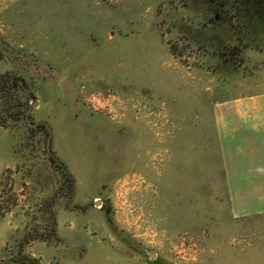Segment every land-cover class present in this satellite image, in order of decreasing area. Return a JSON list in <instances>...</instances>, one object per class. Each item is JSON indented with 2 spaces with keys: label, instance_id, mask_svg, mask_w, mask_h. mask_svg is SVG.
<instances>
[{
  "label": "rangeland",
  "instance_id": "1",
  "mask_svg": "<svg viewBox=\"0 0 264 264\" xmlns=\"http://www.w3.org/2000/svg\"><path fill=\"white\" fill-rule=\"evenodd\" d=\"M259 63L264 0H0V264H264L213 113Z\"/></svg>",
  "mask_w": 264,
  "mask_h": 264
},
{
  "label": "crops",
  "instance_id": "2",
  "mask_svg": "<svg viewBox=\"0 0 264 264\" xmlns=\"http://www.w3.org/2000/svg\"><path fill=\"white\" fill-rule=\"evenodd\" d=\"M259 64L264 71V63ZM225 98L213 105V113L227 194L243 190L240 196L251 195L257 206L254 212L239 214L236 208L243 201L233 199L231 213L234 218L264 214V93L237 100Z\"/></svg>",
  "mask_w": 264,
  "mask_h": 264
},
{
  "label": "trees",
  "instance_id": "3",
  "mask_svg": "<svg viewBox=\"0 0 264 264\" xmlns=\"http://www.w3.org/2000/svg\"><path fill=\"white\" fill-rule=\"evenodd\" d=\"M6 88H8V86L10 87V81H9V79L6 81ZM43 123V125L46 127V130L48 131V134H49V137H50V128H49V126H48V124H46L45 122H42ZM48 150H49V152H50V143H49V146H48ZM57 159V158H56ZM56 159H54V162L55 163H57V160ZM61 163V162H60ZM62 165V164H61ZM64 169H65V167H64ZM65 173H66V177H67V181H71L72 180V178H71V176L65 171ZM72 182V181H71ZM38 235V234H37ZM30 240L31 239V236H29L28 238H26V240ZM22 254V252H19V255H21Z\"/></svg>",
  "mask_w": 264,
  "mask_h": 264
},
{
  "label": "flooded vegetation",
  "instance_id": "4",
  "mask_svg": "<svg viewBox=\"0 0 264 264\" xmlns=\"http://www.w3.org/2000/svg\"><path fill=\"white\" fill-rule=\"evenodd\" d=\"M27 118L30 119V115H29V113L26 114V120H27ZM27 122H28V123H31V124H35V126L30 125V126H32L33 128H36V129H38V130H42V129H45V130H46V127L43 125L42 122H41V123H32L30 120H29V121L27 120ZM46 132H47V130H46Z\"/></svg>",
  "mask_w": 264,
  "mask_h": 264
},
{
  "label": "water",
  "instance_id": "5",
  "mask_svg": "<svg viewBox=\"0 0 264 264\" xmlns=\"http://www.w3.org/2000/svg\"><path fill=\"white\" fill-rule=\"evenodd\" d=\"M27 120L29 121V118H27ZM29 124L35 126V124H31V123H29Z\"/></svg>",
  "mask_w": 264,
  "mask_h": 264
}]
</instances>
